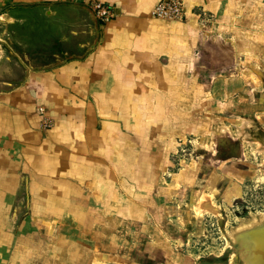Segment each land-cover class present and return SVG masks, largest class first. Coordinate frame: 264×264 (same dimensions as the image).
Returning <instances> with one entry per match:
<instances>
[{
    "label": "crops",
    "instance_id": "obj_1",
    "mask_svg": "<svg viewBox=\"0 0 264 264\" xmlns=\"http://www.w3.org/2000/svg\"><path fill=\"white\" fill-rule=\"evenodd\" d=\"M42 1L71 6L61 49L34 62L0 48V264L126 258L138 231L152 237L181 215L185 140L242 97V70H225L237 9L182 0L184 18L159 19V0H98L114 11L103 22L94 0L0 7ZM194 8L225 23L207 24Z\"/></svg>",
    "mask_w": 264,
    "mask_h": 264
},
{
    "label": "rangeland",
    "instance_id": "obj_2",
    "mask_svg": "<svg viewBox=\"0 0 264 264\" xmlns=\"http://www.w3.org/2000/svg\"><path fill=\"white\" fill-rule=\"evenodd\" d=\"M229 2L237 10L232 21L226 20L232 25L230 40H226L230 41L226 59L232 64L225 70H242V97L232 101L234 109L229 106L226 111L210 113L202 131L208 134L216 125L214 131L218 132L203 136L199 131L185 140L179 176L181 215L176 222L158 225L161 230L154 227L152 237L138 231L133 239L135 250L122 251L126 258L105 251V259L98 257L93 264L260 263L264 248V244L258 247L263 241L258 231L264 230V0ZM70 7L52 1L0 7L1 50L7 56H25L34 62H40V53L48 54L51 47L60 50L61 38L69 33L63 24L69 18L65 9ZM192 11L205 23L216 24L209 20L210 10ZM82 18L94 25L89 15L83 13ZM218 20L216 25L225 23L224 18ZM240 29L236 36L235 30ZM160 232L168 238L156 239Z\"/></svg>",
    "mask_w": 264,
    "mask_h": 264
},
{
    "label": "built area",
    "instance_id": "obj_3",
    "mask_svg": "<svg viewBox=\"0 0 264 264\" xmlns=\"http://www.w3.org/2000/svg\"><path fill=\"white\" fill-rule=\"evenodd\" d=\"M91 7L96 17L103 22L114 15L112 7L101 1H92ZM184 12L182 0H159L153 8L152 16L159 19H182L184 18Z\"/></svg>",
    "mask_w": 264,
    "mask_h": 264
},
{
    "label": "bare ground",
    "instance_id": "obj_4",
    "mask_svg": "<svg viewBox=\"0 0 264 264\" xmlns=\"http://www.w3.org/2000/svg\"><path fill=\"white\" fill-rule=\"evenodd\" d=\"M198 139H199V138H198ZM252 229H253V228H252ZM255 229H256V230H259V229H257V228H255ZM261 230H263V229H261ZM253 231H254V230H253ZM253 231H248V232H253ZM248 232H247V233H248ZM256 232H257V231H256ZM256 232H255V233H256ZM258 232L261 233V234H259V235L262 236V239H263V241H261V240L259 239L260 242H261L260 244H258L259 241H257L258 243H257V242L255 243V244H258V247H259V245L264 244V230H263L262 232H260V231H258ZM242 233H243V232H242ZM242 233H241V234H242ZM253 233H254V232H253ZM256 234H257V233H256ZM254 235H255V234H254ZM257 235H258V234H257ZM242 236H243V235H241V237H242ZM243 237H244V236H243ZM243 237H242V238H243ZM258 237H259V236H258ZM237 238H238V237H237ZM246 238H247V237H246ZM238 239H239V238H238ZM240 239H241V238H240ZM242 240H243V239H242ZM244 240H245V239H244ZM250 240H251V239H250ZM238 241H239V240H238ZM243 243H244V242H243ZM243 243H242V245H243ZM248 243L250 244L251 242H248ZM247 245H248V244H246V246H247ZM251 245L253 246L254 244L251 243ZM254 246H255V245H254ZM263 246H264V245H263ZM242 247H244V246H242ZM258 247H257V248H258ZM245 248H246V247H245ZM248 248H249V247H248ZM252 248H254V247H252ZM249 250H250V248H249ZM261 251H262V253H261V257H262V259H261V261H260L259 264H264V248H263V247L261 248Z\"/></svg>",
    "mask_w": 264,
    "mask_h": 264
}]
</instances>
